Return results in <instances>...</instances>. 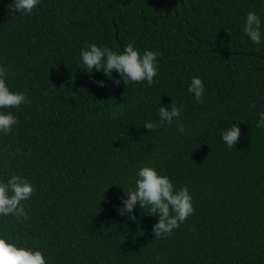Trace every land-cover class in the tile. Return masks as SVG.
<instances>
[{"label":"trees","instance_id":"trees-1","mask_svg":"<svg viewBox=\"0 0 264 264\" xmlns=\"http://www.w3.org/2000/svg\"><path fill=\"white\" fill-rule=\"evenodd\" d=\"M11 3L0 0V64L30 103L7 109L18 123L0 134V177L22 174L35 191L29 219L0 217V232L50 264H264V43L243 33L249 11L264 31V0H41L27 16ZM88 43L158 50L153 84L86 72ZM160 102L181 115L149 131ZM233 123L241 137L228 148ZM144 165L192 194L193 214L170 235L155 237L146 208L135 222L117 213Z\"/></svg>","mask_w":264,"mask_h":264},{"label":"clouds","instance_id":"clouds-1","mask_svg":"<svg viewBox=\"0 0 264 264\" xmlns=\"http://www.w3.org/2000/svg\"><path fill=\"white\" fill-rule=\"evenodd\" d=\"M41 3V0H12L10 12H18L20 16H27ZM262 19L254 11H249L244 19L243 33L256 45L264 43V31L261 29ZM161 53L149 49L140 50L132 43L124 46L123 50L98 46L88 43L79 52V62L92 73L93 70L102 72L105 77L112 79L113 72L118 74V79L112 82L125 85L130 82L144 81L152 85L154 77L158 74ZM8 66L0 64V134L7 135L13 131L18 123V118L10 108H19L30 103L24 91H13L6 80ZM97 86L104 87V81H96ZM187 91L193 94L196 103L202 102L206 89L200 76H193L188 84ZM181 115L175 103L162 105L158 108V121L147 120L143 127L149 131L157 129L161 124L172 122ZM256 127L264 128V110L256 113ZM184 126L179 125L177 131L184 133ZM241 130L237 123L225 128L221 132V140L228 148L239 143ZM35 191L32 181L22 174H11L0 177V217L12 216L17 221L29 219L26 211L28 202ZM120 206L117 213L121 217L135 222L137 217L134 210L137 206L149 215L156 216L157 222L153 225L155 237L170 235L172 231L184 223L194 212L193 197L189 186L176 187L166 174L158 172L153 166L144 165L135 172L134 184L123 190ZM0 264H50L46 253L38 247L14 240L6 232H0Z\"/></svg>","mask_w":264,"mask_h":264}]
</instances>
